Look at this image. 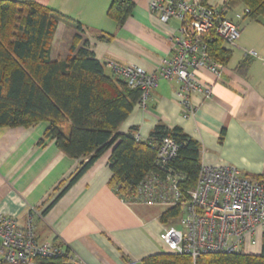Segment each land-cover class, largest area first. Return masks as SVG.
<instances>
[{"label": "crops", "instance_id": "0c3cea01", "mask_svg": "<svg viewBox=\"0 0 264 264\" xmlns=\"http://www.w3.org/2000/svg\"><path fill=\"white\" fill-rule=\"evenodd\" d=\"M15 1H33L61 15L51 45L53 61L71 55L73 37L79 33L76 23L81 24L83 41L110 77L114 74L106 64L111 61L155 73L161 59L175 54L176 39L181 37L182 23L160 22L148 9L151 0H129L133 8L121 26L108 14L113 0ZM225 2L208 0L206 5L225 8L226 18L238 25L240 38L235 47L224 44L232 56L220 78L198 73L202 82L212 85V97L192 94L194 114L185 119L177 94L180 84L160 80L146 107L136 106L117 133L134 129L135 138L144 142L158 125L177 127L201 146V166L228 165L249 180L264 181V25L244 18L243 4L226 8ZM239 5L242 12L233 13ZM243 61L246 68L239 67ZM47 127L48 123L29 129L0 127V215L14 218L21 227L35 209L38 240L59 243L72 264H140L148 256L167 252L159 239L165 209L126 204L109 186L111 149L65 190L80 163L53 140L43 139Z\"/></svg>", "mask_w": 264, "mask_h": 264}, {"label": "trees", "instance_id": "16d2710c", "mask_svg": "<svg viewBox=\"0 0 264 264\" xmlns=\"http://www.w3.org/2000/svg\"><path fill=\"white\" fill-rule=\"evenodd\" d=\"M207 1L202 0L203 5ZM235 3L247 9L245 19L264 25V0H226L225 7ZM132 8L129 0H113L108 14L121 26ZM60 17L33 1L0 0V127L29 129L48 123L43 139L53 140L61 152L80 163L65 190L111 149L109 186L116 194L155 172L157 148L164 139H171L180 146L171 168L184 176L182 190H193L201 168V146L177 127L158 125L144 142L136 140L134 129L127 134L117 133L136 107L140 90L106 75L105 65L83 41L79 23L71 55L53 61L51 45ZM101 38L109 40L111 36ZM204 40L208 56L225 67L231 51L213 35ZM247 65L243 61L239 67ZM66 124L67 132L63 130ZM178 210L164 212L161 222L178 216ZM64 253L61 257L40 258L37 264H72L66 248ZM192 259L164 252L148 256L140 264H264V233L259 254L211 253L199 256L195 262Z\"/></svg>", "mask_w": 264, "mask_h": 264}, {"label": "built area", "instance_id": "2783aa9c", "mask_svg": "<svg viewBox=\"0 0 264 264\" xmlns=\"http://www.w3.org/2000/svg\"><path fill=\"white\" fill-rule=\"evenodd\" d=\"M148 9L158 15L160 22L177 19L182 23L175 54L170 59H161L152 74L112 61L106 65L129 88L140 90L136 104L139 109L146 107L160 80L178 82L182 116L190 118L194 114L192 94L199 93L204 99L212 97V85L202 82L198 73L205 71L218 79L223 72V67L208 56L204 39L213 35L235 47L240 29L226 18L225 8L189 0H151ZM245 54L256 56L252 51ZM179 147L173 140L164 139L154 160L157 170L117 194L118 198L126 204L160 206L167 211L179 209L180 228L164 226L159 235L167 252L185 254L196 261L204 254L252 253L256 246L260 248L264 233V181L249 180L232 166L203 165L194 189L184 192V176L171 168ZM36 212L31 209L21 227L14 218L0 215V264H37L40 258L65 254L59 243L38 240L33 228Z\"/></svg>", "mask_w": 264, "mask_h": 264}, {"label": "rangeland", "instance_id": "374dc122", "mask_svg": "<svg viewBox=\"0 0 264 264\" xmlns=\"http://www.w3.org/2000/svg\"><path fill=\"white\" fill-rule=\"evenodd\" d=\"M242 12V6L241 5H239L237 8H235V10L233 11V13H235V12ZM68 128L69 127H67L65 130H66V132L68 131ZM158 211V210H157ZM167 210L165 209L164 210V212H166ZM163 212V213H164ZM179 212V211H178ZM162 213V214H163ZM178 220H179V214H178V216H176L175 218H170L169 220H167V222H165V223H163L164 224V226H170V225H173L174 227H176L177 229H179L180 228V225L178 224ZM150 230V229H149ZM152 231V230H151ZM263 236V235H262ZM261 240H262V237H261ZM260 249H261V247H260ZM260 249H259V246H256L253 250V252L252 253H248V252H243L244 253V255L245 254H259V252H260ZM193 260V259H192ZM193 262H195V261H193Z\"/></svg>", "mask_w": 264, "mask_h": 264}]
</instances>
